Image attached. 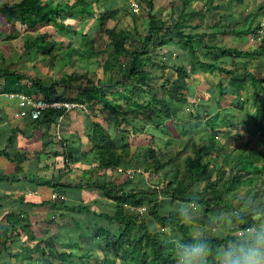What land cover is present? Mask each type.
Wrapping results in <instances>:
<instances>
[{
    "label": "trees",
    "instance_id": "trees-1",
    "mask_svg": "<svg viewBox=\"0 0 264 264\" xmlns=\"http://www.w3.org/2000/svg\"><path fill=\"white\" fill-rule=\"evenodd\" d=\"M174 1L172 0L170 3L171 14L165 19L160 14H154L155 0H141L147 9L145 17L148 20L147 27L139 31L136 27L137 23L144 19L139 14L130 12L127 15L131 17L132 24L135 26L132 28V32L129 27L125 30L116 27L122 21L119 20L121 13H126V11L124 9L122 11L113 10L112 3L107 5V1V6H104L103 12L96 8V5H100L102 0H0V27L3 28V24L10 26L11 31L16 33V36L9 34L6 40H15L20 35L49 26L54 28L57 36L62 37L68 32L79 35L81 32H77L75 29L66 26V22H62L72 16L77 19L78 24L87 21L86 26H89L87 28L94 26L96 33L100 32L102 38L106 37L108 40L107 44H104L103 41L94 43L87 32L81 33L79 37L88 46L84 47L81 42L80 50L75 49L74 42L70 41L67 47L73 48L69 49L68 54H65L64 49H61V42L46 41L47 37L51 35L49 32H41L33 41H29L30 38L28 37L29 39H26L25 43L26 46L24 45V52L27 51V47H31L33 48L32 51L36 52V57L40 53L45 56L52 55L49 59L59 58L60 61L65 57H70L72 64H77V60L89 63L92 61L93 65L97 63L102 67V73L107 74L108 78L94 82L86 72L82 75H76L75 73L65 77L62 75L60 82L52 80L44 82L36 77H27L25 73L19 71L0 69V76L1 74L4 76L3 85L5 90L3 91L5 93H24L29 96L39 94L46 102L58 101L84 106L86 110H90L91 113L95 114V108H99L101 113L107 115V124L110 126H112L111 122L116 124L115 121H119L120 127L122 120L119 118L122 115L121 113L124 112L129 115V125L132 126V133H134V130L137 131L133 126L132 117L144 115L142 109L150 108V116L146 118V121L149 122V118H154V124H149L151 129L142 126L138 131L139 133L150 134V138L154 139V136L157 137L161 133H169L166 126L163 130L160 125H164L171 115H178L179 105L187 100L182 91L189 89L184 82L185 79H188V73L183 65L178 64L180 60L178 54L177 57L172 59V40L175 39L177 40L175 44L177 52L178 49H183L184 51H181L184 53L187 52L190 63L192 62L195 68L202 69L203 72H217L229 77V86L237 95L236 103L233 106L240 113V116L237 117L230 113L229 122L225 123L227 127L226 136L229 140L232 138L231 131H238L236 139L240 144L238 146H241L237 148L239 154L232 155L231 152L226 151L224 143L217 141L215 135L208 137L207 145L199 146L193 158H186L184 169L179 171L165 168L169 164L164 160H169L172 163L175 158L157 150L154 147L155 144L151 141V145L147 149V155L140 167L149 176L159 178L160 182H165V187L159 191L160 193L157 192V189L150 191L144 187L141 188L142 185H138L136 182L139 178L138 174L135 175V178H127L119 184L103 182L96 185L103 191L104 197L113 203L112 216L104 215V217L120 226L119 236L112 237L107 229L99 226L96 230L97 233L92 231V233H87L79 238L77 237V239L71 236V231L68 230V237L62 236L64 232H61L55 233L50 239L34 241L35 238L33 239V230L30 227L28 216L24 213L17 216L11 214L7 217L8 225L0 229V263L7 261V263L12 264V259H15L18 253H22L26 255L28 260L25 264H173L172 250L176 245L171 241L189 242V235H191L189 225L183 222L178 214V209L175 210L174 208L177 203L192 200H195L201 208L200 213L202 215L208 214L213 209H220L217 217L219 222L223 223L221 234L217 235L216 231L210 237L206 235L213 245L221 243L223 238L230 235L231 232L257 222L252 215L241 208V202L252 193L257 196H264V44L255 50H242L229 45L225 46L222 41L214 39L215 37L224 38L227 33L231 37L250 34L252 32V21L249 20V16L243 17L242 20L238 19V22L235 23L236 28L231 29L230 27H233L231 26L232 23H226V18L230 15H223L222 22L218 21L213 24L208 23V16L206 18L201 13L204 11H194L193 14H189L187 7L191 0H180V7L177 9L178 15L175 17ZM214 2L215 0H208L205 10L214 8ZM244 3L245 0H227L223 6L220 3L219 5L221 7L225 5L230 7L231 5L232 9V4L240 6ZM261 5L264 7V1ZM93 6H95V9H92ZM258 11L257 8L254 12L255 16L259 14ZM172 13L174 19H170ZM195 18L198 19V22L194 24L191 21ZM109 21L116 22V24L111 26L107 24ZM230 22H232L231 19ZM244 24L247 26L246 29L239 30L238 27ZM205 26L211 33L193 34L190 32L192 29H205ZM229 29L231 30L228 31ZM215 30L217 33H214ZM3 32V30H0V37ZM207 38L209 43L206 42ZM164 47L170 48V51L164 54L167 64L161 59H156L158 53ZM85 48H87V53L84 50ZM57 50L59 54L55 55L54 52ZM143 55L145 56L143 57ZM24 56H28V52L24 53ZM210 56H213V61H202L205 57ZM257 56H261L260 59L262 58V67L258 68L259 72L247 71L236 74L225 67L226 63L222 61V57H230L231 60H254ZM72 57H74L73 60ZM199 65L202 66L199 67ZM149 67L161 69L162 71L170 67L176 73L177 82L173 85L165 82L158 90L152 89L148 84L149 72L145 69ZM122 69H124V72ZM115 73L118 75L115 76ZM120 77H122L121 80H119ZM249 80H251V83H248ZM78 81L81 82L82 87L72 85V83ZM247 83L251 87L249 98L252 97L254 115L250 116V119L243 124L242 121L245 119L243 106L249 103ZM55 84L66 86L69 90V96H67V90L59 95ZM114 85L128 91L129 96L126 97L125 93L123 96L120 92H117L119 95L114 97L111 94L112 91L116 95ZM221 87L222 85L219 84L218 88ZM74 89L78 92H75L73 96L71 94ZM161 93H164L163 96ZM222 93L226 92L222 91ZM141 101L145 102L140 104ZM68 111H75L73 113L77 116L78 114H85L84 111L78 108L70 110L66 108L49 109L44 111L40 118L32 121L36 124V128L48 124L55 125L58 123V119L62 118ZM164 113L165 117H163ZM154 115H158V117L156 118ZM205 116L208 119L209 115ZM231 119L235 122H231ZM211 129L214 132L213 128ZM239 130H242V132H239ZM248 137L257 143L256 145L253 144L255 147L251 146ZM87 140L98 159V171L104 169L116 171L118 168L128 169L124 159L128 158L130 145L126 144L121 148L122 150L117 151V140L111 137L110 133L98 121H95L92 125L91 135L87 137ZM160 143H164L165 147L168 148V142L163 141L162 137H160ZM74 147L73 141L70 142V149L67 150L68 158H65L68 170L74 162L70 152L75 150ZM188 148V143H186V146L182 148L183 151L177 153L176 156L179 157ZM232 148L236 147L233 146ZM215 149L217 153L226 154L224 164L229 166L228 175L226 174V168L224 171L221 169L223 166H220L218 170L213 163H210L211 161L206 160L212 150ZM254 157H257L262 166L256 165L251 159ZM24 159L25 155H17L13 160L17 165H20ZM133 162L130 160L129 165ZM162 170H164V173L161 177L160 172ZM15 171L18 173L19 169L16 168ZM194 172L203 178L202 182L195 181ZM62 176L64 175L57 178L53 177L51 180L44 182L49 183V185L52 184L53 192L60 194V190L64 186L59 181ZM201 184H203V187H200ZM58 187L61 189H58ZM242 188L246 190V196L240 198L238 204H234L232 201L235 199L236 192ZM57 204L66 213H75L82 210L81 206H66L60 198ZM127 206L134 209L145 207L146 213L140 215L136 212H130L127 210ZM231 212H239L242 220H233L231 224L226 223L221 218L222 214ZM21 214L25 216L22 217ZM101 215L103 216V213L97 216ZM63 217L64 214H59L54 221L57 220L60 223ZM146 218L155 221L163 229L171 230V241L163 242L164 240L159 237V233L150 231L147 227L149 220ZM204 227L214 228L212 222ZM25 230L33 237H28V243L25 246L20 245L15 250H11L10 245ZM202 233L205 235V231H202ZM94 238L103 239V241L93 244ZM114 238L115 240H113ZM87 240L93 241L90 247L88 241L87 247H84L86 250H84L82 246ZM67 241L68 247L65 246V248L64 245ZM69 243L73 244V248L69 247ZM92 246L94 248H91ZM2 254H4V257H2Z\"/></svg>",
    "mask_w": 264,
    "mask_h": 264
},
{
    "label": "crops",
    "instance_id": "crops-1",
    "mask_svg": "<svg viewBox=\"0 0 264 264\" xmlns=\"http://www.w3.org/2000/svg\"><path fill=\"white\" fill-rule=\"evenodd\" d=\"M194 1H198V0H192V2ZM217 1L218 0H215L213 4L218 5V3H216ZM257 8L259 9V7L256 6L252 11L250 10L251 12L249 13L248 12L245 13L244 10H240V12L245 14V16L251 17V21H255V23L253 24L251 22L252 32L245 36L246 41L240 39L239 42H237L239 44L243 43L244 48H239L238 46L234 45L233 41L236 39L235 37H231L228 33L224 35V38L215 37L214 39L216 40L219 39L218 41L225 40L226 42L232 41V44L229 46L242 50H255V48L260 47L261 44H264V39L256 42V41H251L249 38L250 35L253 33L254 28L262 21L260 20L259 16H256V20H253L255 17L254 12ZM227 10H228L227 12H229L230 19L232 20V22L229 21V23H232L231 26H233L230 28H235L236 27L235 23L238 21L234 19L235 16L232 15L231 13L233 11L238 12V8L237 6H233L232 9L231 7H228ZM258 12L260 13V11ZM209 15L210 14H208V18ZM215 22L218 21L215 20V15H214V23ZM137 25L141 26L142 29H146L147 27V23L145 20H140L137 23ZM131 26L134 27L133 24H131ZM205 29H207L206 26ZM230 30L231 29H229L228 31ZM190 32L193 34L203 33L204 30L201 31V30L192 29ZM205 33H209V32H205ZM1 37H0V42H1L0 45H2L3 43L5 44V41L1 39ZM208 38L206 41L207 43H209ZM222 43L225 44L224 41H222ZM172 44H173L172 59L177 57L178 54V57L180 58L178 64L183 65L188 73V79H185L184 82L186 83L188 80L192 79L193 85H190L192 86V88L187 85L189 89L187 88V91L186 89L182 91V94L190 102L188 103L186 100L185 102L181 103V105H179V107L181 108L178 115L174 114L168 117V120L162 126L163 130L165 129L164 126H166V124L170 122L173 125V127L176 130H179L180 132L182 126H184L187 123V119H195L196 120L195 123L198 125V127L192 134H195L197 132L196 134H201L202 137H204L200 139V144L195 148L197 149V151L199 146L207 145L208 137L215 135L217 139V134H219L218 138L222 139L223 141H226L227 127L225 123L229 122V117H230L229 111H232V113L237 117L240 116V113H238V111H236L233 106L236 101L237 95L234 96L235 91L229 86V81H228L229 77L219 73L217 75L216 72L205 73L202 72L199 68H195V65H193L192 62L190 63L189 55L183 56V54H181L182 51L178 50L177 52V48L175 47L176 42L174 40H172ZM226 45L228 44H225V46ZM168 51H170V48L164 47L162 51L158 53L156 59L157 60L161 59L165 64H167L164 54ZM144 56L145 55H143V57ZM223 59L227 62L225 64V67H227L229 70L233 71L236 74H242V72H247V71L259 72L260 70L258 68L262 67L261 61L256 63L254 60H247L243 62L242 67L241 66L238 67V64L232 63V60L229 59L228 57H222V61ZM202 61H204V59ZM225 61L223 62L225 63ZM248 61H253V64L246 65ZM1 64L3 65V67H0V69L19 71L6 67L8 66L7 65L8 62L2 57H0V65ZM243 68L244 71H242ZM145 69L146 71L149 72L148 84L154 90H158L165 82L171 85L177 82L176 73L170 67L164 69L163 71L161 69H153L151 67ZM122 71L124 72V69H122ZM83 73H85V71H83ZM117 73L122 74L120 72ZM117 73H115V76L118 75ZM153 74H156V77L158 78V80L155 83L151 82ZM217 76H220V79L215 81L214 78ZM121 79L122 77L119 80ZM3 82H4V76L1 74L0 76V229L8 225V222L6 220L8 216H10L11 214L17 216L20 213H24L28 216L30 227L32 230H38L39 227L44 229V231H47V229H49L50 227L52 229L51 232H47L48 235H46L47 233H44L40 235V237L37 238L36 240H42V239L47 240L52 238L55 233H61V232H64L62 236L65 235L66 237H68L69 236L68 230L71 231V236H74L77 239L76 236L78 234H79L78 238L83 234L80 232V229L88 230L87 227L89 226V224H91V222L95 224L96 221L94 219L95 215L97 216L102 214L101 211L107 212L109 216H112L113 214V209H114L112 207L113 203L104 197L103 191L99 189L96 185L103 182L105 183L111 182V183L119 184L122 181H125L126 179L118 174L116 175V171L112 169H104L102 171H98L99 170L98 161H97L98 159L96 158L87 140V137L91 135L92 125L94 124L93 122L91 128L87 127L85 123L86 118L84 116V115H88L86 114L87 111L84 112L85 114H82V117L79 114L77 116L75 113H73L75 111H68L62 118L58 119L57 124L55 125L48 124V125H43L40 128H36L35 127L36 124L33 122L34 120L32 121L29 115H25L21 118H16V113L22 111L28 113L30 109L27 106H21L16 98L10 96L12 93L11 94L5 93L3 91L5 90V86L3 85ZM219 84L222 85L220 89L218 88ZM246 86L248 91L251 90L248 83L246 84ZM58 89L62 90L63 88H58ZM58 89H56L57 92H59ZM64 91L65 89L62 91L61 94H63ZM222 91H225L226 93L223 94ZM20 94L26 95L24 93H20ZM31 96L38 98L41 97L39 94L37 95L32 94ZM231 97L232 98L236 97V98L233 101H231ZM204 99L212 100V102H210L209 105L212 103L211 106L212 108L216 109L215 112L209 110L210 106H208V102H205ZM210 112H212V114L213 113L217 114V117L213 118L212 121L209 116H208V120H207V116H205V115H209ZM140 116H142L141 120L143 121V123H146V121H144V115H140ZM163 117H165V113ZM180 117L182 118L179 119ZM106 123H108V121H106ZM146 125H148L149 126L148 128H150V125L148 123H146ZM115 126L117 127L118 125ZM214 126L216 127H215V131L213 132L211 128L214 129ZM56 133L59 134L60 139L57 138ZM84 133H86L85 136ZM169 134L170 132L168 134L161 133L157 135V137L154 136V139H152L151 141L155 144L154 145L155 148L158 147L157 150H160L162 152L161 147L162 146L165 147L164 143L160 144V137H162L163 141L168 142V148H169L171 141H168V137L165 136V135L169 136ZM192 134L190 135V138L193 140ZM77 135H79L80 137H78ZM185 135L188 136L187 134ZM192 140L190 141L189 139V143L188 142L187 143L189 146L188 149L192 152L193 155V153H195V150ZM72 141L73 144H75L74 147L75 150H71L70 152L72 153L74 162L71 164L73 168L68 170L66 166L67 160L65 158L66 157L68 158L67 150L70 149V142L72 143ZM120 141H122V139H120ZM178 141L179 144H181V140ZM124 145H126L125 142L121 143V145H118L116 143L117 151L122 150L121 148ZM180 151H183L182 147H180ZM133 152L130 147L128 158L124 159L126 161L125 164L127 165L128 169L136 165L142 166V160L141 162L137 163V159L134 157L135 155H133L134 154ZM142 154L144 156V153ZM165 154L168 155V153ZM183 154H186V152L182 153L181 155ZM17 155H25V159L20 165H17L16 162L13 160L14 157H16ZM179 157L176 156L175 159L177 160ZM188 157H192V156H186L183 159H186ZM130 160L134 162L129 165ZM164 161L168 164L173 163V162L170 163L169 160H164ZM91 166H93L92 169H89ZM16 168L19 169L18 173H16L15 171ZM50 173L52 174L50 175ZM61 175L64 176H62V179L59 181L64 186L61 189L62 192H60V194L58 193L60 199L65 203L66 206L69 207L72 205L81 206L82 210L75 213H66L64 212V209H62V207L57 204L58 199L57 200L52 199V196L54 194L53 189L51 188L52 184L49 185L45 182L51 180L53 177L57 178L58 176ZM136 182L138 183V185H143V182L141 181L140 177L137 178ZM47 202L49 203L53 202L52 204L53 211L47 212L46 215L47 217H44L42 220L37 221L39 216L38 213L36 212L40 208L44 207V205H46ZM109 205L112 206L109 207ZM180 205L181 203H177L174 209L175 210L179 209ZM86 208L89 209L87 210ZM30 211L32 212L29 215L28 213H30ZM57 213L64 214V217L60 220L62 223L60 222L56 224L54 222L53 215L54 214L56 215ZM24 214H21L22 217L25 216ZM78 225L79 227H77ZM96 226H98V224ZM147 227L152 232L159 233L160 235H163L165 237L170 236V238L167 239L168 241L171 239V230L167 228L163 229L155 221L149 220L147 222ZM88 233H90L89 230ZM65 246L68 247V241L65 243L64 247ZM10 249L15 250L16 248L12 246ZM19 256L20 255H18V258ZM2 257H4V254H2ZM16 263H17L16 259L13 258L12 264H16ZM0 264H10V263L4 261L3 263Z\"/></svg>",
    "mask_w": 264,
    "mask_h": 264
},
{
    "label": "rangeland",
    "instance_id": "rangeland-1",
    "mask_svg": "<svg viewBox=\"0 0 264 264\" xmlns=\"http://www.w3.org/2000/svg\"><path fill=\"white\" fill-rule=\"evenodd\" d=\"M106 1L108 2L107 5L112 3L111 7H112L113 10L117 9L119 11L120 10L122 11L124 9L126 11V13H123V12L121 13L119 20H122V21L116 27L123 28L122 30L128 29V27H129L130 31H132V28L135 27L134 25H133L134 27L131 26V24H132L131 17L129 15H127V13L129 14L130 12H132V10H131V4L132 3L138 4L139 10H138L137 14H139L142 17V19H144L146 21V23H147L148 20L145 18L147 9L142 4L141 0H111V1L110 0H102L100 5H96V8L100 9L101 11L104 12V8H105L104 6H107L106 5ZM171 1L172 0H155V2H154V4H155L154 14H160L161 17H164L166 19L171 14V9H170ZM225 1L227 2V0H218L216 2V3H218V5L213 4L214 8L208 9V10H204L205 6L207 7L208 0H198V1H194V2H192V0H191L189 2V4H188V13L189 14H193L192 12H194V11H204V12H201V13L204 14L206 16V18L208 16V14H210L209 15V19H208V23H212V22L214 23V15H215V20L222 22V16L223 15H226V16L229 15V12H227L228 11L227 10L228 5H225L224 7H220V5L223 6ZM263 1L264 0H245V3L243 5L237 6L239 13L233 11L231 14L235 16L234 17L235 20H238V19L240 20L241 18L243 19V17H246L245 14L240 12V10H244L245 13H247V12H250V10L252 11L256 6H258L259 9H260L259 10L260 11V15H259L260 17L259 18L261 20H264V7H262V5H261L263 3ZM219 3H220V5H219ZM233 6L234 5L232 4V7ZM173 7L176 8L174 13H175V17H177V15H178L177 9L180 7V0H175L173 2ZM230 7H231V5H230ZM92 9H95V6H93ZM170 19H174V14L173 13H172V17ZM226 19H227L226 23L228 24L229 21H230V17H227ZM76 20L77 19H75V17L72 16L70 18L65 19L62 22H66V26L75 29L79 33L81 32V33L84 34L85 32H87L89 34L90 39L94 43H99L100 41H103L104 44L108 43V40H107L106 37L102 38L100 32L96 33V28L94 26H92L90 28H87V27H89V26H86L87 23H88L87 21H84V23L82 22V23L78 24V22ZM253 20H256V16L254 17ZM191 22L195 24L196 22H198V19L195 18ZM253 23H255V21H252V24ZM107 24H109L111 26H114L116 24V22H113V21L110 22L109 21ZM136 27L139 29V31L142 30L141 26L137 25ZM246 27L247 26L244 24V25H241L240 27H238V29L239 30H245ZM86 28H87V31H86ZM235 28H231V29H235ZM0 30L4 31L3 35H2L3 37H1V39H3L5 41V44L3 43L2 45H0V57H2L3 59H5L8 62V64H7L8 66H6V67L11 68V69H15V70H19L20 72L25 73L27 75V77H29V76L31 78L32 77H36V78H39V79L43 80L44 82H47L49 80H52V81H55V82L56 81L60 82L59 80H60L62 75H64V77L66 75L70 76L71 74H74V73L76 75H82L81 73H83V71H85V73L87 72V74L90 77V79H92V81H94V82L99 81V80L102 81L104 79L106 80L108 78L107 74L104 75V73H102V67L99 66V64H97V63H95L93 65L92 61L89 63V62H86V61L82 62L80 60H77V64H72L71 61H70V57H65V58L61 59V61L59 60V58H57V59L56 58L55 59H49V57L51 58L52 55L45 56V55H42L41 53L38 55V57H36V52L32 51L33 48H31V47H29V48L27 47V51L24 52V50H25L24 49V45L26 43V39L30 38L29 41H33V39L36 38L37 35H39L41 32H49L51 35L49 37H47L46 41H52L53 40V41L61 42L62 47H63V48L61 47V49H64V53L68 54L70 52L69 49L73 48V47H67V45H68V43L70 41L74 42V48L75 49H79L80 50V43L82 42V39H81V37H79V35L81 36V33L79 35H77L76 33H73L74 34L73 35L72 33L68 32V33H66L65 35H63L61 37V36H57L55 34L54 28L52 26H49L47 28L41 27L38 31H35V32H28V33H25L23 35H20V37L16 38L15 40H12V39L6 40V37H9L8 36L9 34L11 36H16V33L11 31L12 29H11L10 26H6L4 24H3V28L0 27ZM199 30H201V31L204 30V33L205 32L211 33V31H209L207 29L200 28ZM214 33H217L216 30L214 31ZM235 39L236 40L233 41V44L238 46L239 48H244L243 43L239 44L237 42H239L240 39H243V40L246 41V37L245 36H236ZM217 40H219V39H217ZM174 41L177 42V40H175V39H174ZM221 41H224L225 44H228V45L232 44V41H227V42L225 40H221ZM82 45L84 47L88 46L84 42H82ZM82 45H81V47H82ZM84 50L86 51V53L88 52L87 48H85ZM178 50L184 51L183 49H178ZM26 52H28V56H24V53H26ZM54 54L55 55L59 54V51L58 50L55 51ZM181 54H183V56L189 55L188 53H184V52H182ZM213 56L205 57L204 60L205 61L206 60L213 61L214 60V59H212ZM71 59L73 60L74 57H72ZM223 61H225V60L223 59ZM245 61H247V60H245V59H232V63L238 64V67L239 66L242 67L243 66V62H245ZM254 61L257 63V62L261 61V59L259 57H257V58L254 59ZM225 63H227V62L225 61ZM247 64H253V61H248L246 63V65ZM201 66L202 65H199V67H201ZM0 67H3V65L1 64ZM200 70H202V69H200ZM242 71H244V68L242 69ZM205 73H208V72H205ZM216 74L218 75L217 72H216ZM218 79H220V76H217V77L214 78L215 81H217ZM157 80H158V78L156 77V74H153L151 82L155 83ZM248 83H251V80H249ZM186 84L189 87L192 88V86H190V85H193V80L192 79L188 80L186 82ZM72 85H74L75 87H77V86L78 87H82V84L79 81L76 82V83L75 82L72 83ZM55 86H56V89L63 88L62 90L58 89L59 90V92H58L59 95L65 89V90H67L66 91L67 92V96H69V90H68V88H65L66 86H63L62 84H55ZM113 88H115L114 93H116V95H114L112 91H111V94L114 97H117L119 95V93H117V92H120V94H122V95L125 93L126 97L129 96L128 91L124 90L123 88H120L118 85H114ZM75 92H78V90L74 89L72 91L71 95L74 96ZM249 93H250V90L248 91V98H249ZM163 94L164 93H161L162 96H163ZM204 96H202V97H204ZM234 96H236V93H235ZM235 98L236 97H234V98L231 97V101H233ZM122 101L124 103L123 99H122ZM204 101L208 102V106H210L209 110L212 111V112H215L216 109L212 108V106H211L212 103L209 105V103L212 102V100L204 99ZM143 102H145V101H141L140 104L143 103ZM187 102L189 103L190 101L187 100ZM245 105H247V106H245ZM245 105L243 106V114L245 115V119H244V121H242L243 124L248 119H250V116L254 115L253 103H252V97L251 96L249 98V103L245 104ZM180 108L181 107H179V109ZM95 109H96V114L95 113H91L90 110H87L86 114H88V115H84L85 118H86L85 123H86L87 127L91 128V125L93 124V122L98 121L104 127V129L106 131H108V133H110L111 137H113V138H115L117 140V144L118 145H121V143H124V142L126 144L130 145L132 152L134 151L133 155H135L134 157L137 159V162H141V160L143 161L144 158L147 155L148 146L151 145L150 141L152 140V138H150V136H151L150 134L139 133L138 130L140 128H142V126L148 128L149 126L146 125V123L151 124V125L154 124V122H153L154 118H151V119L149 118V122L146 121V118L148 116H150L151 109L150 108L149 109L148 108L142 109V113L145 115L144 116V121H146V123H143V121L141 120L142 116H137L135 118L132 117L133 126L137 130V131L134 130V133H132V126L129 125V115H127L124 112H122L121 113L122 115H120V118H119L120 120H122V122L120 123L122 125L119 127V123H118L119 121H115L116 124L111 122L112 126H110V125H108L106 123L107 115L105 113H101L99 108H95ZM212 112L209 113V117L211 118V121H212L213 118L217 117V114H215V113L212 114ZM229 112L232 113V111H229ZM154 116L156 118L158 117V115H154ZM81 117H82V115H81ZM181 118L182 117H180L179 119H181ZM130 120H131V118H130ZM230 121L233 122V123L235 122L232 119ZM195 122H196L195 119H187V123L184 126H182L180 132H179V130H176L170 122H168L166 124V130L168 132H170V134H169V136H167V135H165V136L168 137V141H171V144H170L169 148H166V147L162 146L161 147L162 148V153L163 154L168 153L169 157L175 158L176 154L180 152V147L184 148L186 146V143L187 142L189 143V139H190V141L192 140L190 138V135L198 127V125ZM117 123H118L119 129H118V127L115 126V125H117ZM162 126H163V124L160 125V128H162ZM215 127L216 126H214V129H213L214 131H215ZM149 129H151V128H149ZM239 132H242V130H239ZM231 133H232V138L231 139L223 141L222 139L219 138V141L224 143V146L226 147V150L228 152H231L232 155H238L239 154V150L237 148L241 147V146H238L240 144H239L238 140L236 139V135L238 134V131H236V132L231 131ZM185 134H187L188 136H186ZM195 134H192V136H193L192 142H193L194 150H195V153H196L197 149H195V148L200 144V139H202L204 137H202L201 134H196V135ZM85 135H86V133H84V136ZM217 135H219V134H217ZM242 136L244 137V134ZM120 139H122V141H120ZM178 140H181V144H179ZM248 140H249L251 146L255 147L254 145H256L257 143L255 141H253L252 138H250V137H248ZM233 146L236 147V148H232ZM142 147H143V149H142ZM185 152H186V154L181 155L177 160L175 159L172 164L167 165L165 168H167V169L172 168V169H177L179 171H182L184 169V167H185V163L184 162L186 160V159H183V158L186 157V156H192L193 157V155H194V153L192 155V152L189 149L187 151H185ZM185 152H183V153H185ZM142 153H144V156H143ZM225 159H226V154L225 153L222 154V152L217 153L216 149H215V150H212V152L210 153V156L206 160L211 161L210 163H213L217 167L218 170H219L220 166H223V167H221V169L224 170V171H225V168H226L227 169L226 174L228 175L229 174V166L224 164V160ZM251 159L256 163V165H261L260 162L257 160V157H254V158H251ZM133 160H135V159H133ZM174 166H177V167L174 168ZM92 167L93 166H91L89 169H92ZM72 168H73V166L71 165L70 169H72ZM52 173H50V175ZM163 173H164V170H162L160 172V176L161 177H162ZM116 175H117V173H116ZM120 176H122V175H120ZM195 176H196L195 177V181H199V182L203 181V178L199 174L195 173ZM84 177H86V176H84ZM122 177H124L125 179L128 178L126 176H122ZM148 179L153 184L158 186V189H159L158 192L160 190H163V188L165 187V182L164 181L160 182L159 178H153L152 176H150V178L148 177ZM47 184H49V183H47ZM47 186H49V185H47ZM142 187L145 188V185H142L141 188ZM58 189H61V188L58 187ZM60 192H62V191L60 190ZM244 195L246 196V190L244 188L239 189L236 192L235 199H233L232 202L234 204H238L239 203L238 200L240 198L242 199V197H245ZM52 204H53V202H51V203L47 202V204L44 205V207L40 208L36 212V213H38V216H39L37 221L38 220L40 221L44 217H47L46 216L47 212L53 211V208H52L53 205ZM110 206H112V205H109V207ZM93 207H95V206H93ZM37 208H39V207H37ZM86 209L88 210L89 208H86ZM200 211H201V208H199V206H198V208H196L195 210H193L191 212V214L193 216V220L191 222L187 223L189 225L188 228H189V232L191 233V235L193 236L194 233H198V232H202V231L203 232L205 231V235H207L208 237H210V235L214 234L216 231H217L216 234L220 235L221 234L220 231L222 229L221 225L223 224V223L221 224V222H219V224L217 223V220H218L217 216L220 213V209H213V210L209 211L208 214L205 213L204 215H206V216L202 215L200 213ZM31 212L32 211H30V213H28V214L30 215ZM101 212L103 213V216L102 215L101 216H96L95 215V217H94V219L96 220L95 224H93L91 222V224H89V226L87 227L88 230L90 232L93 231L95 233L96 230L100 226L101 228L107 229L109 231V234L112 237L119 236V228H120V226L118 224L116 225L115 222H110L107 218L104 217V215H106V216L108 215L107 212H105V211H101ZM58 214L59 213H57L56 215H58ZM54 215H53V217H54L53 219H56L57 216L56 215L54 216ZM146 219L149 220V218H146ZM54 222L56 224L59 223V222H57V220H55ZM211 222H212V225L214 226V228H210L209 229L208 227H204V226H208L209 223H211ZM97 224H98V226H96ZM88 230L80 229V232L83 233L82 235H86L88 233ZM51 231H52L51 227L49 229H47V231H44V229L39 227L38 230H33L32 234L34 235V237H33L32 234H29L28 231H26V230L22 231V234L17 238V240L13 244L10 245V248L12 246H14V248H18L20 245L21 246H25L28 243V237L29 238L33 237V239L35 238L34 240H36L37 238L40 237V235H42L44 233H47V232H51ZM46 235H48V233ZM191 235H189V236L192 237ZM78 236H79V234L76 237H78ZM159 237L164 240L163 242H167V239L170 238V236H166L165 237L163 235H159ZM93 240L85 241L83 243V246H82L83 249L86 250L85 248L87 247L86 244H87L88 241H89V247H90L92 241H93V244H96L98 241H103V239H96V238H94ZM113 240H115V238ZM169 241H171V239ZM69 247L73 248V244L69 243ZM91 248H94V247L92 246ZM18 255H20L19 258H18ZM18 255L15 258L18 264L27 263L28 260H27L25 254L18 253ZM28 263H30V262H28Z\"/></svg>",
    "mask_w": 264,
    "mask_h": 264
},
{
    "label": "clouds",
    "instance_id": "clouds-1",
    "mask_svg": "<svg viewBox=\"0 0 264 264\" xmlns=\"http://www.w3.org/2000/svg\"><path fill=\"white\" fill-rule=\"evenodd\" d=\"M136 13H138V11ZM259 15L260 13L256 16ZM250 18L251 17H249V20H251ZM249 38L251 41L256 42L264 39V20L254 28ZM257 57L260 58L261 56ZM12 94L16 95L20 93ZM217 139L219 141L218 135ZM134 167L141 169V173L138 175L143 185H145V188L150 191L157 189L158 192V187L148 179L150 176L145 173L144 169L139 165ZM142 173L147 175V183L142 180ZM200 187H203V184H201ZM196 208H198V204L195 200L181 202L178 214L185 223H189L193 220L191 212ZM241 208L252 215L257 222L231 232L230 235L224 237L222 242L217 245H213L202 232L194 233L193 236L190 237L189 242H178L173 240L171 242L176 245L172 250L174 256L173 264H264V196H257L255 193L249 194L241 202ZM135 209L127 206V210L130 212H135ZM221 218L228 224H231L233 220H242L239 212L224 213ZM217 223L219 224V219Z\"/></svg>",
    "mask_w": 264,
    "mask_h": 264
},
{
    "label": "built area",
    "instance_id": "built-area-1",
    "mask_svg": "<svg viewBox=\"0 0 264 264\" xmlns=\"http://www.w3.org/2000/svg\"><path fill=\"white\" fill-rule=\"evenodd\" d=\"M131 9L133 12H137L139 9L138 4L136 3H132L131 4ZM261 33V32H260ZM14 98H16L21 106H27L29 107V111L28 113L22 111V112H18L16 113V118H21L25 115H29V117L32 120H36L38 118L41 117L42 113L46 110L49 109H60V108H66L68 110L72 109V108H78L81 109L82 111L86 112L87 110L85 109L84 106H78V105H73V104H68V103H62V102H46L44 101L42 98H35V97H29L26 95H20V94H16V95H10ZM58 133V131H57ZM56 133V136L58 139H60L59 134ZM117 173L122 175V176H126L128 178H132L135 177L136 174H140L141 173V169L138 167H134L132 169H122V168H118L117 169ZM142 180L145 181V183H147V175L142 173L141 175ZM59 195L54 193L52 196L53 200H57L59 199ZM135 212H137L140 215H143L146 213V208L145 207H140L134 210Z\"/></svg>",
    "mask_w": 264,
    "mask_h": 264
}]
</instances>
